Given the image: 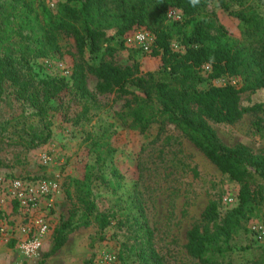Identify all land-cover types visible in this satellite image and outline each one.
Here are the masks:
<instances>
[{
  "label": "trees",
  "instance_id": "16d2710c",
  "mask_svg": "<svg viewBox=\"0 0 264 264\" xmlns=\"http://www.w3.org/2000/svg\"><path fill=\"white\" fill-rule=\"evenodd\" d=\"M210 1L64 0L52 11L44 0H0V101L6 88L23 94L27 91L26 84L18 79L15 59L29 63L71 55V87L92 107L97 101L87 87V72L97 78V93L130 96L114 114L128 129L144 133L156 126L162 132L172 125L239 185L237 206L213 228L193 227L185 247L201 264H230L231 240L246 230V222L264 202V153H254L242 144H224L209 121L232 124L246 111H264V103L247 110L239 106L242 93L264 89V16L245 0H216L226 9L233 3L241 7L234 17L242 34L241 39H235L206 13ZM169 8L181 10L182 19L168 20ZM137 31L154 35L151 55L159 57L161 70L170 80L155 79L150 73L139 76L137 63L119 66L104 60L124 50L126 40ZM65 36L73 38L76 54L64 50ZM172 42L184 52L174 51ZM86 53L99 56V60L89 63L84 58ZM204 66L210 67L206 75L202 73ZM225 75L239 78L240 85L212 84ZM63 90L62 83L56 82L43 92L40 101L33 96L26 98L33 108L28 121L15 126L11 121L1 122L0 149L3 144L21 145L27 150L46 144L52 134L46 106ZM84 111L89 114L87 104ZM112 127L109 124L86 138L92 161L83 165L81 177L68 180L65 194L70 209L52 234L51 253L61 249L68 236L80 228L94 227L103 240L102 232L115 223L118 230L125 229L116 264H165L155 248L141 199H126L120 194L123 176L115 166ZM97 184L116 197L105 211L96 207ZM215 216V207L210 206L202 219L209 223ZM252 264H264V254Z\"/></svg>",
  "mask_w": 264,
  "mask_h": 264
},
{
  "label": "rangeland",
  "instance_id": "374dc122",
  "mask_svg": "<svg viewBox=\"0 0 264 264\" xmlns=\"http://www.w3.org/2000/svg\"><path fill=\"white\" fill-rule=\"evenodd\" d=\"M64 0H44L55 11ZM246 5L264 16V0H245ZM237 4L227 9L216 0L205 8L209 17L221 25L229 35L241 39V28L234 13L240 10ZM179 10V9H178ZM181 11V10H179ZM110 35V33L108 34ZM65 51L76 54L72 37L62 40ZM174 51L184 52L176 42ZM152 49V47H151ZM125 43V49L104 60L119 66L138 65L139 76L152 74L155 79L170 80L161 70L159 57ZM89 63H96L99 56L87 53ZM73 56H55L23 63L15 59L14 66L20 83H25L27 91L23 94L15 88H6L0 101V123L12 122L18 125L27 122L33 111L26 98L33 96L39 101L43 92L56 82H61L64 90L58 98L46 106L51 121V138L38 148L27 150L21 145L3 144L0 149V177H46L57 188L53 194L51 210V229L42 252L28 256L20 249L19 236L9 229L0 235V264H116V255L124 239L125 229L118 230L114 225L102 232L94 227L80 228L71 233L61 249L51 253L53 232L70 209L66 198V188L70 177L78 178L83 173V165L91 163L86 138L107 125H113L111 145L116 150L115 166L123 176L120 194L142 201L149 226L153 230L155 248L163 257L165 264H201L186 252L187 234L193 227L213 228L219 224L227 211L237 206L239 185L222 174L198 149H196L172 125L159 132L156 126L140 133L128 129L114 116L130 96L121 97L115 93L96 92L97 78L87 72V87L95 95L97 103L81 99L71 87L69 79ZM209 66H204L206 75ZM215 86L240 85V79L222 76L214 81ZM133 90V88H131ZM264 103V89L245 92L240 95L239 106L247 110L255 104ZM89 107V114L84 106ZM218 138L228 146L242 144L254 153H264V111H246L232 124L209 121ZM20 127V126H19ZM9 131H11L9 129ZM14 131V129H13ZM264 187L261 182V188ZM94 196L98 211L107 210L113 203L111 192L100 184L94 186ZM214 206L216 216L212 222L202 219V214ZM2 218L1 221L12 219ZM245 229L231 240L230 264H252L255 259L262 260L264 254V202L246 222Z\"/></svg>",
  "mask_w": 264,
  "mask_h": 264
},
{
  "label": "built area",
  "instance_id": "2783aa9c",
  "mask_svg": "<svg viewBox=\"0 0 264 264\" xmlns=\"http://www.w3.org/2000/svg\"><path fill=\"white\" fill-rule=\"evenodd\" d=\"M167 18L180 21L182 12L169 8ZM126 44L145 52L154 45V35L137 31L129 37ZM56 184L46 177H0V235H6L9 229L19 236L20 249L28 256H37L48 241L51 229V210ZM13 218L1 221L2 218ZM9 227V229H7Z\"/></svg>",
  "mask_w": 264,
  "mask_h": 264
}]
</instances>
